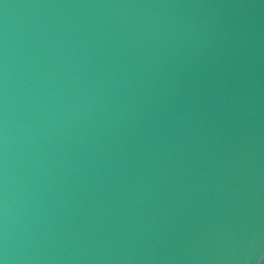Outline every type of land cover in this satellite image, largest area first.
Instances as JSON below:
<instances>
[{
	"label": "water",
	"instance_id": "obj_1",
	"mask_svg": "<svg viewBox=\"0 0 264 264\" xmlns=\"http://www.w3.org/2000/svg\"><path fill=\"white\" fill-rule=\"evenodd\" d=\"M262 255L264 0H0V259Z\"/></svg>",
	"mask_w": 264,
	"mask_h": 264
},
{
	"label": "clouds",
	"instance_id": "obj_2",
	"mask_svg": "<svg viewBox=\"0 0 264 264\" xmlns=\"http://www.w3.org/2000/svg\"><path fill=\"white\" fill-rule=\"evenodd\" d=\"M258 261H264V255L258 257ZM0 264H6L5 259H0Z\"/></svg>",
	"mask_w": 264,
	"mask_h": 264
}]
</instances>
